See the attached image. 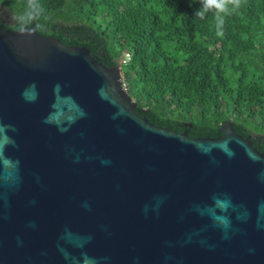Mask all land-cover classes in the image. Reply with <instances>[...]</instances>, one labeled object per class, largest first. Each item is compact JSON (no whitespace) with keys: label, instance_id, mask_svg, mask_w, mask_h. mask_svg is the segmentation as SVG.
Listing matches in <instances>:
<instances>
[{"label":"water","instance_id":"1","mask_svg":"<svg viewBox=\"0 0 264 264\" xmlns=\"http://www.w3.org/2000/svg\"><path fill=\"white\" fill-rule=\"evenodd\" d=\"M135 105L119 64L0 27V264H264V153Z\"/></svg>","mask_w":264,"mask_h":264},{"label":"trees","instance_id":"2","mask_svg":"<svg viewBox=\"0 0 264 264\" xmlns=\"http://www.w3.org/2000/svg\"><path fill=\"white\" fill-rule=\"evenodd\" d=\"M37 4L40 34L84 46L108 67L129 52L122 81L139 116L192 137H216L230 120L264 153V0L222 22L196 15L201 0H0L11 16L0 27L20 29Z\"/></svg>","mask_w":264,"mask_h":264},{"label":"clouds","instance_id":"3","mask_svg":"<svg viewBox=\"0 0 264 264\" xmlns=\"http://www.w3.org/2000/svg\"><path fill=\"white\" fill-rule=\"evenodd\" d=\"M246 3V0H201V8L196 12L198 16H205L208 12H212L214 18L218 22H222L228 16H231L234 12H236L239 8H241ZM45 13V9L42 5L37 4V6H30L27 10L23 13V18L18 22L20 25V31L24 32L27 25L32 24L40 17H42ZM33 89L31 95L27 93L24 94L25 98L29 101H34L36 99L35 93V85L30 86ZM57 87H59L57 85ZM88 207L87 204L84 205ZM158 207V205H157ZM217 219H220L217 217ZM227 224V221L224 222ZM30 226L34 227V224ZM227 238V237H225Z\"/></svg>","mask_w":264,"mask_h":264},{"label":"rangeland","instance_id":"4","mask_svg":"<svg viewBox=\"0 0 264 264\" xmlns=\"http://www.w3.org/2000/svg\"><path fill=\"white\" fill-rule=\"evenodd\" d=\"M0 20L6 23H11L10 13L3 7H0ZM172 56H176V52H171Z\"/></svg>","mask_w":264,"mask_h":264},{"label":"built area","instance_id":"5","mask_svg":"<svg viewBox=\"0 0 264 264\" xmlns=\"http://www.w3.org/2000/svg\"><path fill=\"white\" fill-rule=\"evenodd\" d=\"M130 60V54L127 51H124V54L121 56V58L118 61V64L122 66L123 64L127 63ZM122 86L126 90L125 83L122 81Z\"/></svg>","mask_w":264,"mask_h":264}]
</instances>
